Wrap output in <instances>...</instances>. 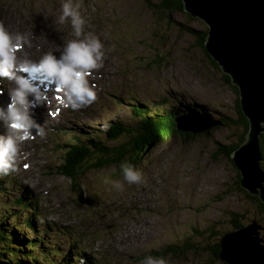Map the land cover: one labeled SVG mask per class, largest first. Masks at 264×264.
Instances as JSON below:
<instances>
[{
	"label": "rangeland",
	"instance_id": "1",
	"mask_svg": "<svg viewBox=\"0 0 264 264\" xmlns=\"http://www.w3.org/2000/svg\"><path fill=\"white\" fill-rule=\"evenodd\" d=\"M59 4L60 0H0V22L26 35L29 58L58 53L72 38L68 22L57 21ZM145 4L81 0L87 19L84 32L99 36L105 50L102 67L89 80L96 86V100L71 114L57 112L51 101L37 108L35 119L47 135L22 144L15 174L0 177V216L6 212L2 209L13 208L9 211L18 212L23 221L31 208L36 232L26 233L36 240L45 229L46 246L56 242L72 264H140L143 254L190 239L194 247L221 245V238L234 231L230 212L243 216L245 225L255 219L251 201L237 190L239 170L217 155L219 144L238 142L241 129L230 124L213 127L208 135L174 137L151 148L138 166L142 182L125 184L121 190L111 187L110 181L122 180L114 167L89 170L74 180L57 173L64 158L58 145L70 143L73 134L82 137L106 130L110 122L133 125L136 120L129 109L135 105L162 111L160 102L165 101L178 110V117L184 116L180 110L195 112L203 106L209 113L236 120V86L225 82L220 67L210 63L212 58L183 29L201 31L205 25L187 14L157 12ZM202 119L184 116L178 122L200 126ZM23 194V205H16L21 203L17 195ZM252 231L264 241L262 225ZM166 258L169 264H226L221 258L213 263L212 256L197 248Z\"/></svg>",
	"mask_w": 264,
	"mask_h": 264
},
{
	"label": "trees",
	"instance_id": "2",
	"mask_svg": "<svg viewBox=\"0 0 264 264\" xmlns=\"http://www.w3.org/2000/svg\"><path fill=\"white\" fill-rule=\"evenodd\" d=\"M144 1L146 3V7L150 10L157 12L167 11L170 13L179 12L187 14L189 19H195L183 10L181 0H159V3L156 4H152L150 0ZM201 22L205 25L204 29H201V31L186 27H183V29L189 33L195 41H197L198 46L210 60V55L205 49L208 29L206 24L203 21ZM210 63L215 68H219L214 60L211 59ZM223 77L225 82L231 85L230 78L226 74H223ZM233 89L236 95V120L222 117L219 113H209L203 106L196 107L195 110L197 111L194 113H200V116L208 119L210 117L215 118V120L221 122L219 123L221 125L230 124L241 129V133L238 135V142L236 144L228 147L219 144L216 149L217 155L223 156L231 162L233 167H235L232 156L234 152L245 142L249 131V123L247 118L244 117L242 113L239 101V90L236 87H233ZM160 104L164 107V110L162 111L146 109L145 106L139 105H135L132 109H129L131 118L136 120L133 125L129 124V126H126L125 123L116 121L108 123L106 130H97L96 133H87L82 137L73 134L72 137H70V143L67 140V142L58 145L62 152V157L64 158L62 159V165L56 168L57 173L74 180L89 170H100L114 167L117 168L118 173L122 174L120 169L122 162H128L138 167L143 157L156 145L169 141L174 137H183L184 139L189 140L194 139L197 136V134H193L191 132L178 130L177 120L180 117L175 116L177 115L176 112L178 110H173L171 106H168L167 103H165V101L160 102ZM192 110L193 108H186L185 110H180V113L183 115H185V113L190 114L193 112ZM217 128H219V126L215 127V129ZM209 133L210 131H207L203 134L208 135ZM258 146L260 157L262 159L260 166L264 171V134L260 135ZM236 178L237 190L242 192L245 197L251 201L256 210V214L254 216L255 219L249 221V224L255 220L258 225H262L264 228V204L260 201L258 196H251L248 192L242 190L240 187L241 177L237 171ZM16 205L22 206L23 202L21 201L20 204L16 202ZM11 209L13 208L2 209L6 212L0 216V264L73 263L72 259H70L71 256L68 255L67 252H63L56 248V242H53L54 244H50V247L46 246V240L44 238L46 233L45 229L40 231L42 233V237L37 236V239L33 240L31 236L26 233L27 229H29V234L33 233L35 235L36 232V230L32 228L31 217L27 216L23 219V221H19L18 212L12 213L9 211ZM26 212L29 215V213L31 214L33 211L29 208ZM13 215H15V220L13 219ZM229 218V223L234 231L246 226L243 222V216L238 213L230 212ZM23 231H25V233ZM195 248H197V251L201 250V252H207L210 256H212L213 263H216V261L220 259L219 253L221 246L219 245V242H216L214 245L209 247H194L191 239L185 241L184 243L180 242V244L148 252L142 255L141 258L146 255L167 257L170 253L172 256L181 255L182 253L185 254L186 251H191ZM54 250H57L58 252ZM15 252L16 254L19 252V254L16 255ZM89 264L95 263L91 261Z\"/></svg>",
	"mask_w": 264,
	"mask_h": 264
},
{
	"label": "clouds",
	"instance_id": "3",
	"mask_svg": "<svg viewBox=\"0 0 264 264\" xmlns=\"http://www.w3.org/2000/svg\"><path fill=\"white\" fill-rule=\"evenodd\" d=\"M57 21L68 22L72 38L58 53L46 51L37 59L22 53L28 45L26 35L12 32L0 22V81L11 84L8 89L0 87V96L7 93V101L0 103V176L17 170L22 144L47 135L45 126L35 119V110L50 103V92L61 107L73 111L96 100V86L88 77L103 65L104 44L96 34L84 32L87 19L81 0H60ZM120 169L122 180L110 181L113 189L142 182L143 174L135 165L122 162ZM140 264L169 261L163 256L146 255Z\"/></svg>",
	"mask_w": 264,
	"mask_h": 264
},
{
	"label": "water",
	"instance_id": "4",
	"mask_svg": "<svg viewBox=\"0 0 264 264\" xmlns=\"http://www.w3.org/2000/svg\"><path fill=\"white\" fill-rule=\"evenodd\" d=\"M181 1L186 13L206 24L205 49L239 90L240 106L248 120L249 131L246 142L234 152L232 160L239 170L242 190L258 196L264 204V171L258 146L259 137L264 134V0ZM202 120V125L195 127L196 123H192L186 128L177 121V129L199 134L221 125L205 117ZM254 227H258L255 220L221 238L223 262L264 264V247L261 246L264 241L258 231H252ZM239 244L245 245L244 252ZM237 245L239 250L234 248Z\"/></svg>",
	"mask_w": 264,
	"mask_h": 264
},
{
	"label": "bare ground",
	"instance_id": "5",
	"mask_svg": "<svg viewBox=\"0 0 264 264\" xmlns=\"http://www.w3.org/2000/svg\"><path fill=\"white\" fill-rule=\"evenodd\" d=\"M37 36H35V37H33V36H31V38H36ZM27 51V49H24V50H22V53H27L26 52ZM45 51V50H44ZM58 51V50H57ZM9 82H7L6 84H4L3 86H0V87H3L4 89H8V88H10L11 86H9ZM2 98V101L3 102H6L7 101V93H6V91H5V94L1 97ZM201 114L199 113H194V112H192V113H190V114H187V113H185V117L187 118V117H190V116H196V117H198V116H200ZM183 117L184 116H182V117H180V118H178V120H182L183 119ZM202 117V116H201ZM203 118V117H202ZM214 121H218V120H215L214 119ZM192 124H185V123H183V124H181V126L183 127V128H186L187 126H191ZM205 125H207V124H205ZM196 127V126H195ZM74 131V130H73ZM80 135V134H79ZM1 177V176H0ZM2 181L0 180V188L2 187ZM25 194H23V195H17L18 197H21V196H24ZM25 197V196H24ZM238 244V243H237ZM239 245H241L242 247V251L244 252V249H245V245H243V244H239ZM239 245H237V246H235L234 248L235 249H237L238 248V250H239ZM257 260V259H256ZM255 261V260H254Z\"/></svg>",
	"mask_w": 264,
	"mask_h": 264
}]
</instances>
